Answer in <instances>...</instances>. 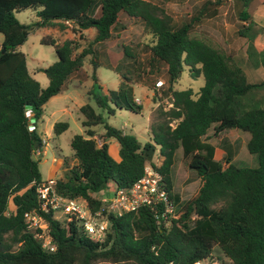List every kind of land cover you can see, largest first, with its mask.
I'll return each instance as SVG.
<instances>
[{"label":"trees","instance_id":"trees-1","mask_svg":"<svg viewBox=\"0 0 264 264\" xmlns=\"http://www.w3.org/2000/svg\"><path fill=\"white\" fill-rule=\"evenodd\" d=\"M222 2H205L197 15L176 23L162 6L147 0H0V264H195L210 257L215 248L232 264H264V98H258L264 81L249 82L231 54L193 33L206 8L213 6L214 13ZM246 5L237 14L247 22L238 31L244 36L253 27ZM29 8L37 19L19 22L15 12ZM122 17L143 22L149 62L165 64L172 106L157 109L149 125L150 141L140 142L107 121L117 109L135 113L142 109L134 100L133 78L115 66L122 80L116 90L104 92L93 72L87 92L93 104L80 107L83 133L70 141L76 163L63 179H55V187L67 198H84L95 209L101 201L93 194L110 182L130 187L149 162L175 205L176 218L168 227L157 222L155 212L163 210L161 205L109 215L105 237L96 241L74 217L61 220L45 211L38 187L47 180L33 157L44 146L37 127L43 106L67 89L70 77L81 72L86 55L96 52L92 44L79 51L78 41L42 37L41 44L52 46L57 56L43 70L48 84L42 87L29 73L19 47L31 31L54 21L72 23L80 38L82 30L93 28V42H104ZM255 44L249 41V49ZM124 55H129L126 48ZM184 66L191 77L202 76L197 92L175 88ZM211 126L214 135L225 129L248 132L246 148L255 155L257 166H238L231 156L216 159L214 146L205 140ZM67 128V122H55L53 133L59 135ZM111 139L118 143V161L108 150ZM157 149L160 165L154 163ZM178 149L200 179L186 200L173 193L171 171ZM26 212L43 218L56 246L53 252L44 251L27 227Z\"/></svg>","mask_w":264,"mask_h":264},{"label":"rangeland","instance_id":"rangeland-1","mask_svg":"<svg viewBox=\"0 0 264 264\" xmlns=\"http://www.w3.org/2000/svg\"><path fill=\"white\" fill-rule=\"evenodd\" d=\"M167 1L170 2V6L167 8L168 13L174 18L176 23H180L197 15L205 2L213 0ZM235 1L237 3V0H223L214 13L212 10L213 6L206 8L204 16L196 24L193 33L208 40L214 46L221 48L225 53L231 54L234 59H240L246 52L253 59L257 54V47L254 46L249 49V33H246V36H244L238 32L246 24L237 16L238 8L233 4ZM15 16L19 22L24 24H30L37 19L36 12L31 8L15 12ZM59 23H63V26H60ZM143 27V22L140 19L122 17L120 22L113 27L112 36L108 40L93 42L95 32H84L83 38H80L79 31L75 30L76 27L72 23L65 24L64 22L54 21V24L51 26L31 31L27 40L19 47V50L26 56L29 73L42 87H46L48 84V78L42 69L57 59L52 46L41 44L40 39L42 37H52L59 42L66 39L78 41L80 43L79 51L83 47H88L92 44L91 47L96 52V56L91 54L86 55L79 75H72L70 77L68 89H65L61 94L51 97L43 106L42 116L38 120L37 127L38 131L45 135L44 146L46 145V152L43 146L40 149V153L36 154L35 152L33 154V157L39 160V169L43 179H46L53 161L62 163L59 172V178L62 179L76 163L70 141L75 134L83 133L81 123L84 119L83 114L79 111L80 108H76V105L83 102L93 104L92 100L88 99L87 94L93 84L90 76L93 72L102 88L109 90L117 89L116 85L120 79L119 77H121L117 70L133 78L131 82L133 93L140 103H142V109L137 113L126 109H117L115 114L110 116L107 121L116 128L121 129V127H125L126 132L136 136L140 142L148 139L149 105L152 106L153 104L155 106L150 113V123L152 120H155V113L159 107H162L164 111L169 108L168 105L171 102L166 82V67L163 62L159 61H154L150 64V52L145 44L146 41H149V36L145 34ZM1 37L2 34L0 33ZM125 48L129 52V55H124ZM94 62L98 65L93 66ZM115 66H117V70ZM159 79L164 81V84L157 89L155 88V83ZM138 82L145 84H138ZM202 85V76L197 78L191 77L185 66L177 82L174 83L175 88L178 90L192 88L194 92H197ZM103 91L105 92L106 90ZM258 95H261L258 98L263 100L264 90L259 92ZM257 102H255V105ZM257 106H260V103ZM61 121L67 122L68 128L61 134L55 135L52 126L55 122ZM170 125L174 126L175 121H172ZM97 129L100 131L101 127L99 126ZM208 133L217 144H227L232 146V148H237V151L230 155L231 161L236 165L257 166L255 155L250 154L245 145L246 138L249 137L248 132L237 129H225L214 135L213 126H211ZM225 158L223 157L222 160H225ZM154 159L157 165L161 164L162 159H160V156L157 157L155 155ZM171 176L173 193L177 194L182 200L191 197L200 184L198 175L188 167L187 162L182 156L181 149H178L175 153ZM113 186L114 184L110 182L107 188L112 189ZM93 196L100 199L106 196V193L98 192L93 194ZM63 218L59 219L63 220ZM195 264L232 263L221 253L220 249L215 248L210 257Z\"/></svg>","mask_w":264,"mask_h":264},{"label":"built area","instance_id":"built-area-1","mask_svg":"<svg viewBox=\"0 0 264 264\" xmlns=\"http://www.w3.org/2000/svg\"><path fill=\"white\" fill-rule=\"evenodd\" d=\"M163 84L164 81L159 79L155 83V88L158 89ZM134 100L137 104L140 103L138 98ZM168 106L171 107L172 104ZM43 141L45 143V140ZM98 144H100L99 140ZM40 149L35 150L34 153H40ZM38 193L45 211L53 212L58 219L74 217L82 225L84 232L96 241L104 239L109 227V215L118 217L137 211L142 206L156 208L161 205L163 210L155 212L157 222L160 221L159 223L164 227H168L170 219L176 218L175 205L161 182L159 172L149 162L144 165L142 176L130 187L120 188L114 185L112 189L106 187L99 192L106 193V196L99 199L101 204L95 209L84 198L71 199L59 194L55 187V179L41 183ZM24 217L27 227L33 231L43 250L53 252L56 246L47 233V224L43 218L35 212H26Z\"/></svg>","mask_w":264,"mask_h":264},{"label":"crops","instance_id":"crops-1","mask_svg":"<svg viewBox=\"0 0 264 264\" xmlns=\"http://www.w3.org/2000/svg\"><path fill=\"white\" fill-rule=\"evenodd\" d=\"M147 1L156 3V4L164 7L166 11H167V8L170 6L169 5L170 2L167 0H159V1L147 0ZM233 4H235L236 7L238 8V12H241L243 9H245V4H247L246 9H247V12L249 15L248 21L253 23V27L251 28V32L248 31L247 33H249V35H248L249 40L254 41L256 43L255 46L257 47L256 48L257 54L255 55V57L253 59L250 58V55L246 52V54L242 55L240 57V59H234V60L243 69V71L246 74L247 80L249 82L254 83V82L264 81V0H248L247 3H244L243 0H237V3L235 1ZM167 13H168V11H167ZM64 23L68 24L67 22H64ZM244 23L247 24V22H244ZM84 32H92L93 33V32H95V29L88 28V29L82 30V33H84ZM2 39H3V35L0 38V47H1ZM43 70L44 69H42V71ZM119 78L120 79L116 85L117 88H118L120 81H121V77H119ZM69 84H70V82L68 83L67 89L69 87ZM138 84L144 85L145 83L138 82ZM103 90H106L105 92H107L108 89H103ZM154 101H155V99H154ZM154 101H153V103H154ZM83 103L77 104L76 108H80L82 105L85 104V103L84 104ZM139 104L142 105V103H139ZM154 108H155V106L153 104H152V106L149 105L148 127L150 125V118H149L150 113H151V110H153ZM121 129L124 132H126L125 127H121ZM39 133L41 134V136L44 140L45 135H43L41 132H39ZM147 138L148 139H146L144 142L150 141L149 130H148ZM247 139L248 138H246L245 145H246ZM205 140L214 146L216 159H219V158L222 159L223 157L230 156V155H232V153H235L237 151V148H235V147L232 148V146H230V145H227V144L224 145V144H221L220 142H219L220 144H217L213 140L212 136L209 135V133L206 134ZM220 145H222V146H220ZM219 147H221V148H219ZM44 150L46 152V145L44 146ZM108 150H109L110 155L115 160L118 161L120 159L119 154H118V143L115 140H113V139L109 140ZM156 153H157L156 156L158 157L159 156L158 155V149H157ZM160 159H162V157H160ZM53 160H54V158H53ZM61 165H62V163H59V161H56V162L53 161V163L49 169V172L47 174L46 179H43V178L42 179L43 180H52V179L59 178V172H60Z\"/></svg>","mask_w":264,"mask_h":264},{"label":"water","instance_id":"water-1","mask_svg":"<svg viewBox=\"0 0 264 264\" xmlns=\"http://www.w3.org/2000/svg\"><path fill=\"white\" fill-rule=\"evenodd\" d=\"M2 51H4V49H2Z\"/></svg>","mask_w":264,"mask_h":264}]
</instances>
